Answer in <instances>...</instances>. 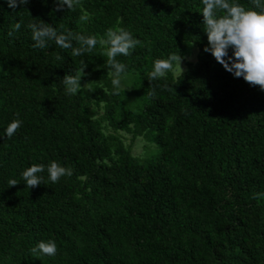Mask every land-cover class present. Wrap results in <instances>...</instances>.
<instances>
[{"label": "trees", "instance_id": "obj_1", "mask_svg": "<svg viewBox=\"0 0 264 264\" xmlns=\"http://www.w3.org/2000/svg\"><path fill=\"white\" fill-rule=\"evenodd\" d=\"M228 2L261 12L252 0ZM55 8L0 0V264H264V196L253 198L264 193V91L204 51L202 0ZM42 21L58 35L107 40L123 28L138 39L116 59L121 75H137L140 110L122 106L121 89L113 94L108 44L80 56L55 40L34 47L28 25ZM193 49L196 60L176 76L148 81L156 60ZM82 61V87L69 94L62 79ZM14 120L22 124L9 139ZM123 135L153 144L149 155L132 154ZM53 161L73 174L52 183ZM33 164L45 166L43 184L29 189L22 173ZM41 241H55L56 255L33 253Z\"/></svg>", "mask_w": 264, "mask_h": 264}, {"label": "clouds", "instance_id": "obj_2", "mask_svg": "<svg viewBox=\"0 0 264 264\" xmlns=\"http://www.w3.org/2000/svg\"><path fill=\"white\" fill-rule=\"evenodd\" d=\"M5 2L8 7L15 9L27 5L29 0H5ZM55 3V11H62L65 6L68 10H72L79 3V0H55ZM202 3L204 5L202 11L204 31L208 38V46L204 48V51L210 52L215 60L235 78L243 77L249 85L259 86L260 90L264 91V4H261V0H252L253 5L261 9V12H257L246 10L240 4H230L228 0H202ZM220 11L225 14L218 16L217 13ZM81 19L87 20L88 17L82 16ZM20 27V23L14 25L15 30H19ZM28 27L32 30V40L35 41L34 47L41 49L48 46L47 41L55 40L59 47L63 49L72 48V54L80 56L85 52H91L98 43L101 45L108 44L107 66L112 69L113 73L114 95L119 94L120 77L126 71V66L118 62L116 57L131 55L132 50L141 43L123 28L119 30L110 28L106 33L107 40H97L94 36L85 37L72 32H68L67 35H58L53 26L43 21L40 24L30 23ZM8 35L11 37L13 32L9 31ZM72 40L77 41L80 47L73 48ZM229 49L232 50L231 55H229ZM56 59L59 60L61 57L58 55ZM183 59L185 57L173 54L166 60H156L153 70L148 74V81L151 83L158 78L165 77L166 73L173 69L174 62H177L181 67ZM86 67L87 64L82 61L77 75H65L63 77V84L69 94L78 93L82 87L81 78L85 75L84 69ZM149 95L154 96L155 92H150ZM21 124L22 121L20 120L12 121L5 129L6 137L10 139ZM44 170L43 164H33L27 168L22 173L26 187L32 189L43 184L42 176L37 174ZM47 171L52 183L58 182L65 175L71 176L73 174L72 169L61 167L54 161L48 166ZM8 183L10 187L19 184L16 180H9ZM261 196H264V193H259L253 198L258 199ZM31 251L54 256L57 253V246L55 241H41Z\"/></svg>", "mask_w": 264, "mask_h": 264}, {"label": "rangeland", "instance_id": "obj_3", "mask_svg": "<svg viewBox=\"0 0 264 264\" xmlns=\"http://www.w3.org/2000/svg\"><path fill=\"white\" fill-rule=\"evenodd\" d=\"M195 60L196 49H193L192 55L185 57V59L182 60L181 67L177 62L174 63V68L172 69L173 74L176 76L178 73H180V71H182L186 62H194ZM136 80L137 75L133 73L124 74L120 77V89L124 93L122 97V106L133 111L134 113H137L140 110L142 104V94L139 87L136 85ZM123 140L126 145H130L132 154L139 157H146L149 155L148 150L150 151L151 148H147L146 145L153 147V144L146 143L145 145L139 140L132 142L130 136L128 135H123Z\"/></svg>", "mask_w": 264, "mask_h": 264}]
</instances>
